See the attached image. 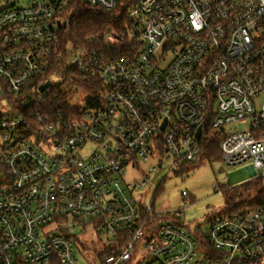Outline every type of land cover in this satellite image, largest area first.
<instances>
[{
	"label": "built area",
	"instance_id": "2783aa9c",
	"mask_svg": "<svg viewBox=\"0 0 264 264\" xmlns=\"http://www.w3.org/2000/svg\"><path fill=\"white\" fill-rule=\"evenodd\" d=\"M81 1L121 10L125 31L64 48L75 0H0V264H78L71 233L90 222L97 264H264V204L191 231L189 192L175 211L139 194L210 139L264 177V0Z\"/></svg>",
	"mask_w": 264,
	"mask_h": 264
},
{
	"label": "rangeland",
	"instance_id": "374dc122",
	"mask_svg": "<svg viewBox=\"0 0 264 264\" xmlns=\"http://www.w3.org/2000/svg\"><path fill=\"white\" fill-rule=\"evenodd\" d=\"M84 94L79 92L73 101ZM233 131H246L249 126L244 123H236L228 127ZM98 150L95 145L88 144L80 153L83 156ZM186 166L181 172L170 173L165 181L160 177L167 174L162 171L156 178L151 188H144L139 193L143 201L150 204L154 200L155 208L160 211H175L184 206L182 191L191 194V207L185 209L181 222L191 231L206 225L219 214L229 210L240 211L248 200H251L255 192H247L244 186L261 177V172L256 173L252 169V163H245L237 167L224 165L222 157L208 159L204 155L196 165ZM146 169V166H140ZM128 178L141 179L142 173L128 171ZM206 227H202L205 229ZM76 259L78 264H97V255L106 249V236L99 235L93 223H87L83 228L73 231ZM132 264V263H128Z\"/></svg>",
	"mask_w": 264,
	"mask_h": 264
},
{
	"label": "trees",
	"instance_id": "16d2710c",
	"mask_svg": "<svg viewBox=\"0 0 264 264\" xmlns=\"http://www.w3.org/2000/svg\"><path fill=\"white\" fill-rule=\"evenodd\" d=\"M64 21L66 22V27L62 26L61 39L60 43L65 48L66 45H81V46H91L96 47L98 43H90L89 40L95 41L98 37H102L112 30L116 31H125L126 19L124 13L117 9L112 12H107L99 8H91L82 3L81 0H75V3L68 8L66 13L64 14ZM103 46V44L101 45ZM73 77L71 78L72 81ZM70 86H85L84 88H88V92L93 94V90L95 88V82H92L88 79L81 78L80 76L77 79H74L71 82ZM70 89V88H69ZM61 103H59L60 108L64 109V115L66 117L69 116L68 111H70L68 107V103L66 99L61 97ZM58 108V104H57ZM204 155L206 158L211 159L217 156L221 157V149L218 139H210L204 142ZM202 160V157L200 161ZM199 161V162H200ZM198 162V163H199ZM198 163L192 164V167H196ZM190 166V165H189ZM186 166L180 169L181 172L185 169ZM244 189L247 192H255L253 198L251 200L245 201L244 204L248 206L246 208H255L264 204V177H259L257 179L244 186ZM116 251L115 248H110L107 254H113Z\"/></svg>",
	"mask_w": 264,
	"mask_h": 264
},
{
	"label": "water",
	"instance_id": "95a60500",
	"mask_svg": "<svg viewBox=\"0 0 264 264\" xmlns=\"http://www.w3.org/2000/svg\"><path fill=\"white\" fill-rule=\"evenodd\" d=\"M64 26H66V23L64 24ZM48 86H49V84H46L45 86H42V88H41L42 91H44ZM200 135H201V128H199L198 131H197V134H196L197 138H200Z\"/></svg>",
	"mask_w": 264,
	"mask_h": 264
}]
</instances>
